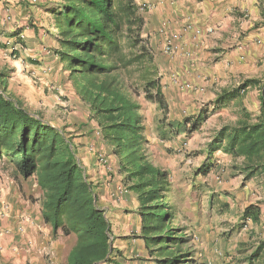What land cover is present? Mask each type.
<instances>
[{"label":"trees","instance_id":"trees-1","mask_svg":"<svg viewBox=\"0 0 264 264\" xmlns=\"http://www.w3.org/2000/svg\"><path fill=\"white\" fill-rule=\"evenodd\" d=\"M49 11L53 16L50 26L54 30L50 35L55 46L49 51L51 57L45 55L43 47L37 52L40 59L56 58L57 63L42 65L39 70L48 77L56 75L58 64L63 66L61 72L67 76L63 82L70 83L71 96L82 106L73 103L89 113L85 123L96 125L94 136L102 140L101 147L93 144L98 166L103 168L99 155L104 153L109 164H112L111 156L116 167L107 171L108 177L119 176L127 195L133 193L137 198L141 223L138 238L150 257H156L154 263L194 264L191 238L178 225L176 209L169 203L170 173L154 163L148 148L149 132L140 115L141 106L136 102L143 98L164 113L169 111L155 55L144 36L145 17L137 1L63 0ZM33 30L39 38L40 30L35 26ZM23 32L15 30L9 36L15 47L22 46L19 49L26 44L20 39ZM9 78V71H0V162L10 166L16 176L35 179L42 192V218L52 228L54 237L59 231L65 237H76L66 264H118L116 258L122 253L113 247L111 222L99 206L96 187L89 181L73 140L9 93ZM43 87L56 88L62 102L69 101L65 94L69 89L62 82L57 85L47 81ZM251 88L258 91L259 113L253 115L242 108L236 123L217 131L206 146V160L196 169V177L213 172L217 167L216 154L222 152L242 160L240 169L246 180H264V76L245 79L238 86L224 90L209 108L194 116L181 121L163 120L160 136L166 141L199 132L211 115L240 102ZM69 107L74 109L71 104ZM83 126L84 123L78 127ZM105 146L111 149L109 155ZM117 188L110 192L113 200ZM261 217L262 208L253 204L244 210L242 220L258 225ZM244 262L264 263V239L252 246Z\"/></svg>","mask_w":264,"mask_h":264},{"label":"rangeland","instance_id":"rangeland-1","mask_svg":"<svg viewBox=\"0 0 264 264\" xmlns=\"http://www.w3.org/2000/svg\"><path fill=\"white\" fill-rule=\"evenodd\" d=\"M13 1L0 0V71L7 70L10 73L8 92L21 100L31 112L42 114L53 125L59 126L61 124V130L75 144L80 141V138H83L80 137L81 135L76 137V134H84L90 128L86 126H94L95 128L96 125L84 123L85 126L77 127L80 129L73 130V133L68 132V127L65 125L66 120L63 119H66L69 114L74 115L75 112L87 111L84 109L82 111V107H78V109L73 103L74 109H70V105L67 104L60 105L63 100L56 93L57 89L52 90L49 88V90H45L43 87L45 85L43 77L47 74H44L41 70H39L41 73H36L37 68L35 69V67L42 64L39 52H37L38 49L43 47L45 55L52 56L50 50L55 46V41L50 35L54 28L50 26L53 16L49 10L57 8L63 0H36L35 4H33V0H24V2L20 0L23 4V11L19 9V3L16 0ZM234 2L233 7L225 15L241 20L242 25L247 24L249 20H258L256 24L264 27V1L234 0ZM241 4L245 5L242 7ZM144 5L145 3L138 4L142 13L147 11ZM11 8L14 13V17H11L12 20H10V17L8 19V9ZM225 19L228 18L225 17ZM184 23L181 22L182 26ZM33 26L40 30L38 31L40 37H36L38 34H35L33 30V46L30 47L29 33L27 32L29 29H33ZM13 28H15L14 31L24 30L23 33L26 34V44L22 49L16 50L12 38L9 37L14 32L10 31ZM34 35L36 39H34ZM144 36L149 39L155 55L158 78L161 79L163 92L168 100L169 111L166 114L156 104L147 102L143 98L136 99V102L141 106L140 115L149 132L147 135L149 139L148 148L154 163L170 173L172 189L169 203L174 205L176 209L178 225L187 230V237L191 238L190 247L194 252V264H247L244 260L251 254L252 246L255 247L259 240L264 239V180L261 178L246 180L240 169L242 160H235L222 152L216 154L217 167L213 172L206 177H196L195 175L196 169L206 160L204 151L207 144L211 142L217 131L223 126L233 124L239 118L240 108L234 106L214 113L199 132L189 137L181 135L171 137L166 141L162 140L160 128L163 120H183L194 116L201 109L209 108L212 102L208 101L206 86L194 85L192 91H182L176 85H170L173 75L180 78L176 72L171 70V61L174 60V57L164 54L163 44L158 41L154 31L147 35L144 32ZM37 39L40 40L37 41ZM255 41L258 46H264L263 42ZM248 64L250 68L262 65V63L253 64L252 61ZM200 78L201 81L195 80L196 83H206L211 80L205 75L200 76ZM71 95V93H68L69 98L73 96ZM60 107L62 108V112L59 114L61 121H58L54 118L52 112L57 111ZM250 107V109H254V106ZM78 116L77 118H80ZM85 120L88 121V118L86 117ZM78 121L80 122V120ZM95 133L96 136L99 135L98 132ZM71 134L72 137H70ZM75 148L77 147L75 146ZM89 148L93 151V145ZM76 152L78 153V150ZM106 154L109 155V153ZM102 155L105 156L104 153ZM113 167H116V165L112 162V164L108 163L100 169L108 176L107 171L111 172ZM23 179L16 176L12 168L7 164L5 165V162H0V197L16 190L17 193H22L25 201H29L31 205L36 203L39 198H35V195L39 193L33 192V177L26 181ZM120 183L116 185L118 188L122 187ZM129 195L113 201L120 205L123 200L129 198ZM40 199L42 210V197ZM253 204L262 208L261 222L258 225L242 220L244 210ZM23 222L20 221L17 226L18 231L22 234L25 232V229L20 231V227L24 228L25 226ZM59 234L62 233L59 231L57 236ZM61 237L64 238L65 245L69 247L70 241H67L69 239L65 236ZM71 238L74 240L73 245H75L76 237L71 236ZM241 244H247V247H241ZM246 249L248 250L245 251ZM118 252L122 253V251ZM121 257L123 256L118 255L116 258L118 264H127V261L123 263ZM133 261L139 264H147L149 260L140 255L138 257L134 256L128 262ZM153 262L149 261V264Z\"/></svg>","mask_w":264,"mask_h":264},{"label":"crops","instance_id":"crops-1","mask_svg":"<svg viewBox=\"0 0 264 264\" xmlns=\"http://www.w3.org/2000/svg\"><path fill=\"white\" fill-rule=\"evenodd\" d=\"M16 1L19 3V9L23 11L21 1L24 2V0ZM136 1L138 4L145 3L146 5L147 3V11L143 13L146 21L144 32L147 35L151 31H154L158 41L162 42V44L164 36L158 29L160 30L163 23H169L171 33L180 30L182 27L181 22H186L187 20L203 29L204 35L197 45L192 43L190 34L184 37L181 41L182 52L178 53L174 57V60L171 61V70L179 75L180 81L191 82L195 86L200 87L206 86L208 101L214 102L217 96L224 90L238 86L245 79L264 76V46H258L255 43V40L264 43V27L257 26L256 23L258 20H249L247 24L244 23L242 25L240 23L241 20L233 17L237 19L234 20L225 15L233 7L234 0ZM35 2L37 1L33 0V4ZM243 5L245 4H241L242 7ZM8 10V19L10 17V20H12L14 17V13L11 11L12 8ZM225 17L228 19H225ZM14 29L10 31H14ZM208 30H212V32L209 34L206 33ZM27 33H29L28 41L31 47L33 46V29H29ZM34 38H36L35 35ZM186 51L192 53V61L185 58L184 52ZM40 60H42L40 66L57 63L56 58L51 60L50 58L43 57ZM243 61L246 62L243 63ZM251 61L253 64L262 63V65L260 67L250 68L248 67V63H251ZM40 66L35 67V69L37 68L36 73H41L39 72ZM62 67L61 64H58V67H56V75H48V77H43V80L45 81V85L47 81L56 82L57 85L62 82L64 88L67 87L69 89L66 91V94H70L71 85L70 83L63 82L64 77L67 76H64L61 72ZM60 72L62 76H60ZM203 75L208 76L211 80L206 83H196L195 80L200 82V76ZM170 85L174 84L171 82ZM194 96L197 99L196 95ZM68 100L66 103L60 102V105H72L74 101L77 106H82L80 105V101H77L75 98L71 97ZM234 106L240 108V115L242 108H245L253 115H257L260 110L257 89H249L238 104L234 102L227 109ZM250 106H254V109H250ZM61 112V107L57 111L52 112L54 118L58 121H61L59 118ZM88 115V112L76 113L74 115L69 114L66 119H63L66 120L65 125L68 127L67 131H75L79 125L86 122L85 119ZM77 116L80 118H77ZM44 119L53 125L46 117ZM53 126L61 129V124L59 126L54 124ZM89 129L84 134L75 135L76 137L80 135V137H83L79 139V142L75 143V146L78 150V157L86 169L89 181L96 187L99 206L107 212V217L111 222V240L113 241V247L115 251H122L123 257L121 258L123 259V263L127 261V264H139L134 261H128L134 256L138 257L140 255L146 257L149 261H153L156 257H150L149 252L145 250L143 241L138 238L141 232V223L139 215L137 214L139 207L137 198L131 193L128 199L123 200L122 204L117 205L110 197L111 190L117 187L116 185L121 179L116 174L108 177L98 166L93 151L89 146L98 144L101 147L102 142L100 141L102 140L94 136V127L91 126ZM72 136L71 134L70 137ZM105 148L106 152L110 154L111 149L106 146ZM109 158L115 164V160L111 156ZM23 180L26 181L27 179ZM33 192L39 193L35 195V198L39 199L33 205L29 201H25L24 195L17 193L16 190L0 197V264H65L74 246V240L71 237H65L69 239L67 241H70V245H73H69V247L65 245L66 242L61 237L63 236L62 234L53 237L52 228L44 223L40 207V197H42V194L34 178ZM20 221H24L23 223L25 225L23 228L25 232L23 234L17 228ZM149 261L147 264H149ZM151 264H154V262Z\"/></svg>","mask_w":264,"mask_h":264},{"label":"built area","instance_id":"built-area-1","mask_svg":"<svg viewBox=\"0 0 264 264\" xmlns=\"http://www.w3.org/2000/svg\"><path fill=\"white\" fill-rule=\"evenodd\" d=\"M146 7V5H144ZM171 26H169V23H163L161 28H160V33L164 36L163 39V52L165 55L171 56L172 58L177 56L178 53L182 52V44L181 41L184 39V37L187 34H190V38L193 44H199L200 39L204 35V31L202 28L199 26H196L192 24L189 20H187L184 25L181 27L180 30L177 32L171 33ZM212 30L206 31V33H211ZM20 39L25 42L26 40V34L22 33L20 34ZM260 43V42H259ZM21 47V45H19ZM17 46L15 47L16 50H18L20 47ZM185 58L187 60L192 61L191 59L193 58L192 53L189 51L184 52ZM171 82L176 85L179 89L182 91H192L194 89V84L192 83H182L180 79L173 75L171 77ZM100 156V162L102 163V166L105 167L106 164H108L103 155ZM109 170V169H108ZM128 192L124 187L117 188L116 190V195L114 196V199L118 200L122 196L127 195ZM22 227H20V231H22Z\"/></svg>","mask_w":264,"mask_h":264}]
</instances>
